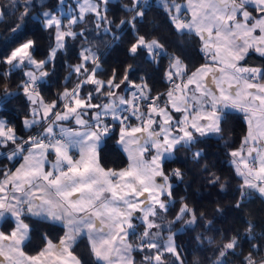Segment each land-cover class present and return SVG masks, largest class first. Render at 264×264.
<instances>
[{
  "label": "snow or ice",
  "instance_id": "obj_1",
  "mask_svg": "<svg viewBox=\"0 0 264 264\" xmlns=\"http://www.w3.org/2000/svg\"><path fill=\"white\" fill-rule=\"evenodd\" d=\"M112 2L56 0L50 7V0H0V23L10 25L0 37V112L23 97L22 126L32 133L25 138L0 116V162H7L0 167V264H186L177 237L201 224L211 232L213 221L177 196L185 174L166 165L181 149L199 162L204 151L196 145L212 138L224 142L240 180L235 207L254 194L264 199V65L246 62L252 53L264 59V0H159L177 35L199 41L205 63L194 68L186 52L140 34L137 22L152 0L122 5L129 15L119 23L109 16ZM29 20L48 33L46 53L29 35ZM126 28L134 37L129 56L157 66L167 61L165 91L154 93L145 77L130 79L132 65L109 74L105 52L88 40L92 30L119 40ZM76 40L78 62L67 64L62 89L46 98L57 55ZM235 113L243 114L247 132L238 148H229L222 125ZM113 137L126 157L123 167L102 163ZM204 171L208 186L226 191L227 180L207 165ZM29 221L59 226L62 235L41 233L42 247L30 252L36 227ZM245 223L243 232L219 242L196 235L201 246H212L210 264H264V231ZM83 239L90 259L77 253Z\"/></svg>",
  "mask_w": 264,
  "mask_h": 264
},
{
  "label": "trees",
  "instance_id": "obj_2",
  "mask_svg": "<svg viewBox=\"0 0 264 264\" xmlns=\"http://www.w3.org/2000/svg\"><path fill=\"white\" fill-rule=\"evenodd\" d=\"M55 3L56 0H50L49 6L55 5ZM129 3L130 0H113L109 5L110 18L114 19L117 23H119L121 18H127L129 14L123 11L122 5ZM152 3L153 7L151 11L146 13L142 22H137V29L140 34L147 36L154 35L160 38L169 47V51L186 52V59L190 68L197 67L203 63L205 58L199 51V41L195 37L177 35L163 9L159 7V3L155 0H152ZM27 23L29 29H31L29 35H34V38L38 40L42 54L46 53L50 44L48 33L36 21L29 20ZM9 26L7 22L0 23V37L8 35L7 28ZM89 28L91 29L90 25ZM113 31L115 32L116 29H113ZM117 35L120 36L119 40H113L111 35H106L102 31L92 30L91 34L88 35V40L105 52L102 62L104 67L109 70V74L112 68L123 72L126 66L132 65L134 71L129 73L130 79L139 83L140 77H145L149 86L153 88L154 93L165 91L168 84L163 79V72L167 61H162L157 66L148 62L143 55L135 58L129 56L127 49L134 39L131 29L126 28L123 33L117 32ZM80 44V40L73 41L67 53H59L57 55L56 71L52 78L55 83L52 84V87L48 91L43 93L46 98H51L55 92L62 89L64 77L67 76L69 71L67 64L78 62L77 54ZM179 44H183L182 50L179 48ZM0 46H2V42H0ZM42 54L38 58H43ZM246 62L248 64L264 65V59L255 53L250 54L246 58ZM20 78V74L17 73L13 79L18 82ZM27 111V103L23 97H20L12 102L8 112H0V116L8 118L17 128L18 134L26 136L29 132L23 129L22 119L27 115ZM222 127L225 139L230 140L229 148L239 147L240 139L246 130L243 114L235 113L230 115L227 123L223 124ZM196 148L203 149L204 151V156L199 162L191 159V152L181 149L177 157L166 165V170L170 172L172 168H181L185 175L183 183L177 185V196H187L190 204L195 206L199 211L204 212L207 219L213 221V230L211 232L207 231L203 227V224H201L200 227H196L195 231H188L177 237V243L182 245L183 252L186 255V264H192L194 259H199L202 264H210L209 257L212 255V246H209L207 243L201 246L195 239L196 235L203 233L204 236H214L217 242H219L222 236H228L237 231L243 232L247 227L245 223L247 220L253 222L256 233L264 231V199L254 194L251 200L245 202L240 208H236L235 204L239 198L237 187L240 184V180L236 177L233 167L229 162L224 142L212 138L196 145ZM102 155V163L105 167L119 168L127 163L124 154L115 146V137L108 141ZM6 163V161L0 162V167ZM205 165L211 171L221 176L222 180L228 181L226 191L221 192L219 186H208L205 179L208 175L204 171ZM173 182L175 183V181ZM217 206L222 211L217 212ZM178 207L179 205H177V209ZM174 211L170 214L169 218L174 215ZM29 223L35 224L36 227V231L33 232L32 243L29 249H27L30 252H35L42 247L41 233L47 232L54 239L62 235V229L59 226L37 223L35 221H29ZM77 253L82 258L90 259L86 239L80 241ZM137 260H140L139 255H137ZM236 264H239L238 260Z\"/></svg>",
  "mask_w": 264,
  "mask_h": 264
},
{
  "label": "crops",
  "instance_id": "obj_3",
  "mask_svg": "<svg viewBox=\"0 0 264 264\" xmlns=\"http://www.w3.org/2000/svg\"><path fill=\"white\" fill-rule=\"evenodd\" d=\"M180 2H183V0H181ZM203 63H205V61L203 62ZM203 63H201V64H203ZM200 64V65H201ZM248 64V63H247ZM200 65H198L197 67H199ZM249 66H259V65H257V64H248ZM246 129H247V125H246ZM30 134H32V133H29L28 135H30ZM6 230V229H5Z\"/></svg>",
  "mask_w": 264,
  "mask_h": 264
},
{
  "label": "rangeland",
  "instance_id": "obj_4",
  "mask_svg": "<svg viewBox=\"0 0 264 264\" xmlns=\"http://www.w3.org/2000/svg\"><path fill=\"white\" fill-rule=\"evenodd\" d=\"M157 3H159V0H155ZM69 3H71V0H69ZM246 132H247V129L245 130V132H244V134L242 135V137L246 134ZM242 137H241V139H242ZM241 139H240V142H241ZM238 148V147H237Z\"/></svg>",
  "mask_w": 264,
  "mask_h": 264
},
{
  "label": "built area",
  "instance_id": "obj_5",
  "mask_svg": "<svg viewBox=\"0 0 264 264\" xmlns=\"http://www.w3.org/2000/svg\"><path fill=\"white\" fill-rule=\"evenodd\" d=\"M167 88H168V85H167ZM28 134H29V133H28ZM28 134H27V135H28ZM27 135L25 136V138L27 137Z\"/></svg>",
  "mask_w": 264,
  "mask_h": 264
}]
</instances>
